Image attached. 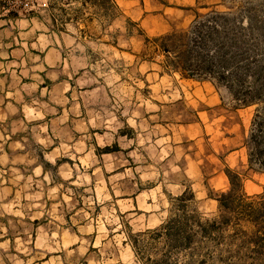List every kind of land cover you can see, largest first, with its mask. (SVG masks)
<instances>
[{
	"label": "rangeland",
	"instance_id": "1",
	"mask_svg": "<svg viewBox=\"0 0 264 264\" xmlns=\"http://www.w3.org/2000/svg\"><path fill=\"white\" fill-rule=\"evenodd\" d=\"M213 11L251 32L250 81L264 94V0H0V264H150L159 256L135 237L185 191L203 221L219 217L229 174L260 200L248 140L264 99L238 106L155 52L153 39ZM233 233L207 264L230 258ZM232 245L235 261L264 262Z\"/></svg>",
	"mask_w": 264,
	"mask_h": 264
},
{
	"label": "trees",
	"instance_id": "2",
	"mask_svg": "<svg viewBox=\"0 0 264 264\" xmlns=\"http://www.w3.org/2000/svg\"><path fill=\"white\" fill-rule=\"evenodd\" d=\"M251 37V32L241 26L235 14L213 11L200 15L189 28L167 33L153 39V42L155 52L165 56L166 69L179 72L187 78L210 79L217 85H224L230 89L238 106H248L264 99V94L250 81L255 63L249 43ZM248 143L251 150L250 165L258 164L264 170L262 114H258L255 119ZM229 179L230 190L217 199L219 217L203 221L195 209H190L195 195L187 190L177 197L178 212L174 216L154 230L135 237L138 252L144 254L150 250L159 256L149 259L150 264H180V260L183 264H194L199 257H203L201 264H207L209 258H215L217 250L223 252L225 231L231 227L234 233L228 236L232 241L226 250L230 258L220 259V263L249 264L235 261L232 244L238 241L241 248L259 253L252 247L257 245L260 248L261 237L258 233L264 234V195L259 197V201H246L251 197H245L242 193L239 175L229 174ZM246 222L256 227L252 234L241 229ZM142 236L149 238L141 239ZM263 254L260 251L257 260Z\"/></svg>",
	"mask_w": 264,
	"mask_h": 264
},
{
	"label": "crops",
	"instance_id": "3",
	"mask_svg": "<svg viewBox=\"0 0 264 264\" xmlns=\"http://www.w3.org/2000/svg\"><path fill=\"white\" fill-rule=\"evenodd\" d=\"M50 50V49H49ZM53 51H55L54 49H52ZM52 50H51V52H52ZM50 52V51H49Z\"/></svg>",
	"mask_w": 264,
	"mask_h": 264
}]
</instances>
